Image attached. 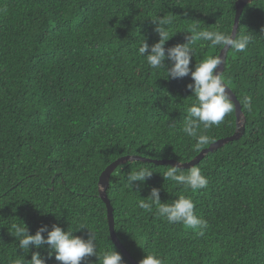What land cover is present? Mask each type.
I'll return each mask as SVG.
<instances>
[{
	"label": "trees",
	"instance_id": "obj_1",
	"mask_svg": "<svg viewBox=\"0 0 264 264\" xmlns=\"http://www.w3.org/2000/svg\"><path fill=\"white\" fill-rule=\"evenodd\" d=\"M236 2L0 0V264H27L37 251L18 248L13 225L23 223L32 235L53 224L84 239L91 230L101 256L115 249L123 264H133L111 237L99 194L102 172L129 155L188 163L237 128L234 104L206 131L212 142L197 149L182 131L196 102L187 88L191 75L167 79L166 69L150 68L139 47L144 39L159 41L157 16L174 35L166 49L185 43L193 28L231 35ZM237 34L251 42L244 52L228 50L222 75L241 103L246 129L195 165L208 186L185 189L163 177L172 165L141 160L111 175L116 234L138 264L149 253L164 264H264V0L245 6ZM192 47L193 70L223 50L200 40ZM249 96L251 110L244 104ZM141 168L153 175L131 190L127 175ZM153 187L162 202L190 197L207 227L170 224L155 208L140 209ZM38 251L47 257V246ZM47 264L60 262L53 256ZM81 264L99 261L92 256Z\"/></svg>",
	"mask_w": 264,
	"mask_h": 264
},
{
	"label": "clouds",
	"instance_id": "obj_2",
	"mask_svg": "<svg viewBox=\"0 0 264 264\" xmlns=\"http://www.w3.org/2000/svg\"><path fill=\"white\" fill-rule=\"evenodd\" d=\"M156 25L155 31L159 35V41L149 45L144 39L139 47V54L146 58L147 64L152 69L165 68L167 79L183 78L191 75L193 83L187 88L196 98V102L187 109L185 124L182 129L188 137L196 141L197 149L212 142V137L206 131L214 126H219L234 110V103L229 93V88L224 81L222 72L218 71L219 66L224 63L222 56L210 57L196 63L190 67L195 55L192 45L197 41H207L211 46H219L221 49H232L235 52L246 51L250 44L248 36L238 34L226 35L219 30H199L193 28L192 32H187L186 42L173 47L165 48L166 43L174 36L169 34L167 23L164 17L157 16L152 19ZM171 62V66L166 64ZM244 104L251 110L252 98L245 97ZM203 126L204 132L198 130ZM135 157V156H129ZM184 162L180 160L178 165L169 166L162 175L165 180H171L182 185L185 189L195 192L205 189L208 186V179L198 166H191L185 173L182 170ZM153 175L147 168L137 171H130L127 175L128 187L133 190V182H145ZM138 192V190H137ZM138 207L147 212H152L155 208V215L166 220L170 224H182L189 229H204L207 221L196 214L194 201L187 196L181 195L172 203L162 202L160 189L153 187L150 195L138 202ZM15 238L18 241V248L30 252L34 246L37 251L32 252L31 259L27 264H47V260L55 258L60 264H81L88 257L96 256L99 264H123L122 255L114 250L105 252L102 256L98 253L94 233L87 239L74 235L69 228L65 231L59 224H53L51 230L48 225H42L34 235L29 233L25 223L13 225ZM81 227L80 229H83ZM45 233L47 235L45 236ZM47 246V257L42 256L41 248ZM16 264H22L17 261ZM139 264H164V260L155 253H149L140 260Z\"/></svg>",
	"mask_w": 264,
	"mask_h": 264
},
{
	"label": "water",
	"instance_id": "obj_3",
	"mask_svg": "<svg viewBox=\"0 0 264 264\" xmlns=\"http://www.w3.org/2000/svg\"><path fill=\"white\" fill-rule=\"evenodd\" d=\"M253 1H256V0H237V2H236L237 14H236L235 24H234L232 34L233 33L237 34L240 16L243 13L245 6L247 4L253 2ZM228 50L229 49H226V50L223 49L219 55V56H222V58L225 61L224 63H222L219 66V69H218V71H220L222 73H223L224 68H225ZM228 91L231 95V99L233 100V102L235 104V108H236L237 128H236L235 134L231 137L220 139L216 143H213L209 148L204 149L194 160H192L188 163H184L182 165V168H190L191 166L197 165L206 156V154L208 152L214 151L215 149L224 146L227 142L232 141V140H238L239 138H241L243 136L245 129H246V118L244 116V113H243L242 107H241V103L238 100L237 96L231 90V88H229ZM129 156H124V157L119 158L117 161L110 164L102 172L100 179H99V194H100V197L105 201V203L108 207V219H109L110 232H111V237L113 239V242L119 247V249L122 250V252L125 254V256H127V258H129L133 264H138L134 260V258L130 255V253L126 250V248L123 246V244L121 243L120 239L118 238V236L116 234L114 209H113L111 202L109 200V197L107 195V190L110 186L111 175L114 173V171L117 169L118 166L125 164L128 161L133 162V161L141 160V161L153 162V163H156L159 165H172V166L178 165L179 162H177L175 160H152V159H147V158H143V157L135 156V155H134L135 157H129Z\"/></svg>",
	"mask_w": 264,
	"mask_h": 264
}]
</instances>
